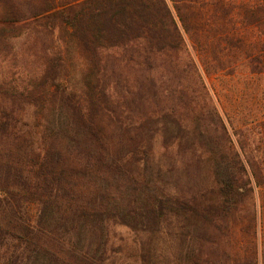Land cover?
<instances>
[{
    "label": "trees",
    "instance_id": "1",
    "mask_svg": "<svg viewBox=\"0 0 264 264\" xmlns=\"http://www.w3.org/2000/svg\"><path fill=\"white\" fill-rule=\"evenodd\" d=\"M23 34L52 36L42 80L53 86L0 82V264H115L116 227L145 250L175 236L195 264L232 240L254 248L234 264H258L264 155L246 151L232 120L264 104V0H0V59ZM71 52L78 84L62 73ZM8 100L46 113L22 120ZM159 131L166 164L152 151ZM192 134L201 153L185 164L210 165L212 188L183 195L162 179L188 156L170 147Z\"/></svg>",
    "mask_w": 264,
    "mask_h": 264
},
{
    "label": "rangeland",
    "instance_id": "2",
    "mask_svg": "<svg viewBox=\"0 0 264 264\" xmlns=\"http://www.w3.org/2000/svg\"><path fill=\"white\" fill-rule=\"evenodd\" d=\"M54 48V40L52 36L43 34V35H26L23 34L20 37L13 38L10 41V47L7 49L6 55H4L0 60V82H11L14 83L18 87H27L29 89L35 88L37 91L36 85H40V83L35 80L40 78L42 81V89L41 94L47 93L48 89L52 88L53 82H51L50 78L43 83L42 77L43 73V65H45L49 60L53 59L55 56ZM69 60L67 61V68L62 69L63 74L68 75V79L75 84L80 82L79 79V71H75V65L79 63L78 58H81L78 53L71 52ZM124 76L128 79L131 77V72L129 69L124 71ZM34 78V79H32ZM32 79V80H31ZM31 80V81H30ZM34 82V83H33ZM259 84L264 86V78L259 79ZM42 97V96H41ZM51 99L50 95L47 97H43V103L45 100ZM10 103H16V111L17 117L22 120H34L37 116H42L46 112L41 110L40 108H34V105L21 104V100H16L15 102L12 100H8ZM38 105L43 106L44 104L40 103V100L36 102ZM252 109L255 111L254 117L245 118L242 121H239V117H236L232 120L234 124V128L239 134H245L247 139L241 136L242 139L246 143V151L252 152V155L256 158V160H260L264 155V104L254 103L250 105ZM228 113L231 112L228 110ZM59 117V115H56ZM248 126V127H247ZM253 128L255 132L252 130L251 134H247L243 131V129ZM162 128V125H159V129ZM242 129V130H241ZM163 131V130H162ZM261 131V134H260ZM172 133L174 135H178L181 137L179 130L176 127H173ZM194 134H192L191 138H187L184 140V148L178 147L179 141L177 140L173 146L170 147L172 150L171 155L174 156L179 152L188 153L181 161V158H177L176 162V173H172V175L163 176L162 185L166 187L170 191L178 192L179 194L186 195L189 188H193L194 191L211 189L212 188V179L210 178L209 167L210 165H203L202 170L197 168V165L194 164V161L200 155V148H196L194 144H192ZM239 137V136H238ZM188 141V144H187ZM187 145H191L192 147L184 151L187 148ZM166 140L165 134L159 131L155 136L154 144L152 145L153 155L156 160L161 161L166 164V159L164 158V154L166 150ZM200 149V150H199ZM197 155L196 159L193 158V164H185L190 162L191 154ZM191 153V154H190ZM159 163V162H158ZM157 163V164H158ZM192 165L194 173L196 172L197 181L195 182L193 178L188 177L185 173L184 167L187 165ZM264 168V166H263ZM198 187H197V185ZM256 206L259 211L261 202H258L259 194L256 191ZM261 211V209H260ZM174 226L176 227V221L174 220ZM184 223L181 222L179 227H184ZM173 228V227H172ZM187 229L184 231L186 234ZM257 247L255 248V252L258 255V264H264V220L262 219L260 222V227L257 231ZM114 238L112 239L116 251L115 264H195L193 261H188L185 258V254L188 253L190 249L188 243H183L179 240H176L175 236L161 237L160 240L155 239L153 241V245L150 246L149 249L141 248L137 244L136 235L133 232L126 228L116 227L113 229L112 234ZM239 238L240 235L236 234ZM243 237V235H241ZM218 245L214 246H205L203 248V253L200 255V252L196 251L198 254V260L196 263L199 264H234V260L246 259L247 261H252V252H254L253 247L247 248H238V245L235 244L232 240H226L224 242L217 243ZM195 246L193 245L192 248ZM251 248V251H250ZM250 251V252H249ZM190 252V251H189ZM213 254H211V253ZM204 253V256H202ZM224 253H228L230 258L226 261V257ZM142 254H148L150 257H147L146 263H143ZM208 262V263H207ZM236 262V261H235Z\"/></svg>",
    "mask_w": 264,
    "mask_h": 264
}]
</instances>
